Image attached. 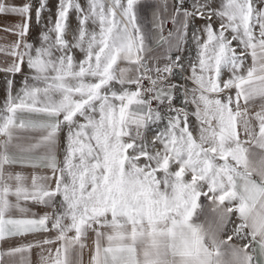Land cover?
<instances>
[{
    "label": "snow or ice",
    "instance_id": "obj_1",
    "mask_svg": "<svg viewBox=\"0 0 264 264\" xmlns=\"http://www.w3.org/2000/svg\"><path fill=\"white\" fill-rule=\"evenodd\" d=\"M0 264H264V0H0Z\"/></svg>",
    "mask_w": 264,
    "mask_h": 264
},
{
    "label": "crops",
    "instance_id": "obj_2",
    "mask_svg": "<svg viewBox=\"0 0 264 264\" xmlns=\"http://www.w3.org/2000/svg\"><path fill=\"white\" fill-rule=\"evenodd\" d=\"M200 219H201V221H203L204 217L202 216Z\"/></svg>",
    "mask_w": 264,
    "mask_h": 264
}]
</instances>
